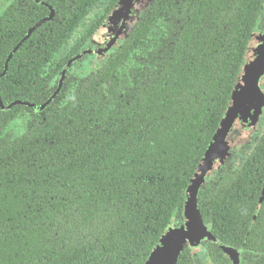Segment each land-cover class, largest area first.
Masks as SVG:
<instances>
[{
  "label": "trees",
  "instance_id": "16d2710c",
  "mask_svg": "<svg viewBox=\"0 0 264 264\" xmlns=\"http://www.w3.org/2000/svg\"><path fill=\"white\" fill-rule=\"evenodd\" d=\"M43 1L56 17L13 56L0 79L4 106H42L118 2L95 13L102 0ZM11 8L0 25V73L48 13L34 8L25 25ZM256 32L264 0H153L103 64L86 75L76 69L89 56L72 64L43 111L0 108V264H144L161 233L183 223L186 186ZM262 121L256 144L234 146L198 192L203 223L222 244L243 245V264H264V110ZM204 243L212 264H228ZM192 258L185 246L177 264Z\"/></svg>",
  "mask_w": 264,
  "mask_h": 264
},
{
  "label": "water",
  "instance_id": "95a60500",
  "mask_svg": "<svg viewBox=\"0 0 264 264\" xmlns=\"http://www.w3.org/2000/svg\"><path fill=\"white\" fill-rule=\"evenodd\" d=\"M152 1L118 0L110 14L92 36L93 38L101 28L104 30L112 28V34L109 39L103 40L105 42L103 48L83 51L69 60L62 71L56 91L42 106L21 101H15L9 106H4L0 99V108L8 111L15 105H23L36 112L43 111L60 92L65 74L71 64L81 59L84 55L93 54L96 57L98 55L101 57L110 51L116 45V41L126 38L134 26L137 20V14L135 13L144 10ZM51 17L52 13L49 18L40 21L34 26L29 33L45 21L50 20ZM253 43L256 45L253 60L249 64L246 61L242 68L232 92L231 100L186 186L182 207L183 223L178 227L171 225L161 233L144 264H177L178 258L185 246L191 249V255L193 256L202 243L210 239V232L203 224L197 204L199 189L204 184L205 179L216 171L229 157V151L234 146L245 143L246 138L241 137L242 131L245 129L246 124L250 122L254 123L258 119L264 105V93L261 90L262 78L264 76V32L251 38L248 48ZM10 58L11 56H9L8 61ZM239 117L241 118L238 121ZM261 201L262 197L259 204ZM224 252L228 257L236 259V252L234 250L225 249Z\"/></svg>",
  "mask_w": 264,
  "mask_h": 264
},
{
  "label": "flooded vegetation",
  "instance_id": "af4514ba",
  "mask_svg": "<svg viewBox=\"0 0 264 264\" xmlns=\"http://www.w3.org/2000/svg\"><path fill=\"white\" fill-rule=\"evenodd\" d=\"M102 2V1H99V3ZM106 4V0H105V3L102 4L105 5ZM99 5V4H98ZM95 6V13L97 12H100L102 10V6L99 7V6ZM12 7V8H11ZM11 8V13H17L16 14V17L17 16H20L21 18L24 16L25 18H23L22 22L25 23V25L27 24L28 20H29V16H30V13L31 11L34 10V8H42L44 10H47V14L45 16H43L41 19H39L35 24H33L30 28L27 29V32L26 34L21 38L20 42H18L14 48L12 49V51L8 54L5 62H4V65H3V70L2 72L0 73V79L4 78L7 74H8V71H9V64L13 58V56L16 54V52L32 37V35L38 30L40 29L44 24H47V23H50L52 22L55 17H56V10L55 8H53L52 6H50L47 2L43 1V0H0V25L2 24H6L8 22H11V20H5L3 22V18L4 16L9 12L8 10ZM51 13H52V17L50 20L48 21H45L44 23H42L39 27H37L35 30H33L31 33H29V31L34 27L36 26L40 21L44 20V19H47L51 16ZM94 15L95 14H89L86 19H84L83 21V26L80 25L79 28L77 29V31L75 32V38L78 37L80 38V35L83 33L84 31V27L86 28L87 24H89L90 22H92L94 20ZM92 17V18H91ZM88 18H90V21L88 20ZM101 17H98V19H100ZM2 23V24H1ZM86 24V25H85ZM24 25V26H25ZM23 27V26H22ZM260 33H263V32H256L254 33V36L255 35H258ZM29 34V35H28ZM253 36V37H254ZM90 41L91 39L88 40V42L85 44L86 48H84V50L80 51L79 53L83 52V51H91V50H98V49H102L103 48V45H97V46H93L92 44H90ZM120 43V39L116 41V45H118ZM20 45L18 48L17 46ZM115 45V46H116ZM115 46L113 48L110 49V51H108L107 53L103 54L104 55V59H97L95 55L93 54H90V55H84V56H89V57H94L95 60L97 59V62L99 65L103 64V62L106 60V58L109 56L110 53H112L114 50H115ZM15 48H17V50H15ZM15 50V51H14ZM78 53V54H79ZM9 56H11V58L9 59L8 61V58ZM83 56V57H84ZM75 57V56H74ZM82 57V58H83ZM81 58V59H82ZM79 59V60H81ZM71 60V59H70ZM77 60V61H79ZM76 62V61H75ZM74 63V62H73ZM72 63V64H73ZM71 64V66H72ZM70 66V67H71ZM66 75V74H65ZM61 78V77H60ZM60 80V79H59ZM263 87H264V76L262 78V85H261V90L263 91L264 93V90H263ZM12 104V103H11ZM9 106V105H8ZM263 110H264V105L261 109V113L258 117V127L259 128L258 130L255 131V133L253 134V139L251 140L250 143H248V147H252L253 145L256 144V142L259 140L261 134H262V129H263V121H262V116H263ZM256 128V129H257ZM234 154L233 157H234V162H232L231 164L234 166L235 164H239V159H241L239 157V148L236 147L235 150H234ZM231 158V153H230V156L228 159ZM227 161V160H226ZM215 175V171L210 175L211 178L214 177ZM209 176V177H210ZM206 181V179H205ZM262 197V201L261 203L259 204L260 202V199ZM263 201H264V188H263V191H262V194L258 200V208L260 209V207L262 206L263 204ZM254 219H256V216H253ZM204 224V223H203ZM209 232H210V239L208 241H206V244H215L217 246L218 249L221 250L224 258L228 261V264H243V262L245 261V255H244V249H243V245H241V248H235V247H231L230 245H227V244H222V242L220 240H218L213 234H212V231H211V228L209 225H206L204 224ZM205 244L204 242L202 243L201 247H200V250L198 251L197 255L200 253V254H203L206 258V260L208 261L209 264H212L210 259H209V254L207 252V250L205 249V246L203 245ZM225 249H232L236 252V256H235V260L233 258H230L227 256V254L224 252ZM199 254V255H200ZM194 256L192 258L193 262L195 263V257ZM197 264V263H195Z\"/></svg>",
  "mask_w": 264,
  "mask_h": 264
},
{
  "label": "rangeland",
  "instance_id": "374dc122",
  "mask_svg": "<svg viewBox=\"0 0 264 264\" xmlns=\"http://www.w3.org/2000/svg\"><path fill=\"white\" fill-rule=\"evenodd\" d=\"M103 3H105V0H102V2H100L98 6L101 7ZM140 12L141 11L136 12L135 14H137V16H138ZM115 25H117V24H115ZM111 34H112V28H108L105 30L101 28L100 31L98 33H96L93 38H91L90 44H92L93 46L103 45L105 43V42H103V40H108L109 37L111 36ZM99 42H101V44H99ZM250 45H251V43H250ZM255 46H256L255 43H253L252 46L250 48H248L245 63H246V61L248 64L252 62L254 54H255V52H254V49L256 48ZM103 57H104V55H102L101 57H100V55H98L96 58L99 60V59H104ZM97 59L95 60L94 57H89L84 63H82L76 69L77 73L79 75H86L89 72L93 71V66L99 65L97 62ZM245 63H244V65H245ZM240 118L241 117H239L238 121L240 120ZM17 125L19 126L20 124H17ZM257 127H258V119H256L254 123L250 122V123L245 125V129L242 131V135H241V137L246 138L245 142H247V143L251 142V140L253 139V134L255 133L256 130L259 129ZM15 130H16V132H18V129L15 128ZM232 149L229 151V155H230ZM199 250H200V248L196 250V253L193 255V257L197 255ZM199 254L197 255V257H195V263H197V264H209L208 261L206 260L205 256L203 254H200V255Z\"/></svg>",
  "mask_w": 264,
  "mask_h": 264
}]
</instances>
